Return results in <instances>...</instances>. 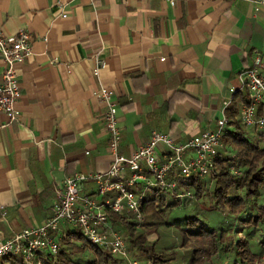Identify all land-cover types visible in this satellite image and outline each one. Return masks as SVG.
<instances>
[{"label": "crops", "instance_id": "0c3cea01", "mask_svg": "<svg viewBox=\"0 0 264 264\" xmlns=\"http://www.w3.org/2000/svg\"><path fill=\"white\" fill-rule=\"evenodd\" d=\"M0 26L27 31L33 48L17 66L20 119L0 112V242L42 226L66 178L109 170L101 88L114 92L129 157L153 130L186 143L223 116L242 120L241 73L264 60V0H0ZM4 69L0 56V84ZM81 196L116 194L90 181Z\"/></svg>", "mask_w": 264, "mask_h": 264}, {"label": "trees", "instance_id": "16d2710c", "mask_svg": "<svg viewBox=\"0 0 264 264\" xmlns=\"http://www.w3.org/2000/svg\"><path fill=\"white\" fill-rule=\"evenodd\" d=\"M167 180L174 188L142 185L144 222L108 210L110 229L125 232L143 264H264V131L228 121L209 174L184 178L174 170ZM60 238L58 254L42 264H128L78 229ZM0 264L26 263L11 255Z\"/></svg>", "mask_w": 264, "mask_h": 264}, {"label": "built area", "instance_id": "2783aa9c", "mask_svg": "<svg viewBox=\"0 0 264 264\" xmlns=\"http://www.w3.org/2000/svg\"><path fill=\"white\" fill-rule=\"evenodd\" d=\"M32 54V41L27 31L6 36L0 26V56L5 63L0 84V112L8 116L10 123L18 121L21 116L17 107L21 96L17 66ZM262 69L264 60L257 56L253 65L244 70L240 78L249 93L248 101L242 109V121L248 127L264 131V116L257 113L260 106L264 107ZM234 92L231 89V93ZM96 96L107 105L105 127L109 135L108 149L113 158L109 170L66 178L57 190V202L51 217L42 226L25 229L0 242V257L16 255L26 264H42L46 254L55 256L60 251L59 232L65 224L80 230L90 245L106 249L114 256L128 261V264H138L130 259L122 235L110 229L108 210L132 213L142 223L144 215L140 199L143 195H136L133 190L139 181H145L147 186L172 189L175 183L167 180L172 171L179 170L184 178H201L214 168L228 121L226 116L218 121L215 131L203 132L186 143L176 142L170 135L153 130L149 141L126 157L120 153L122 134L118 124V105L113 101L114 92L101 88ZM229 105L230 102H225V107ZM159 146L167 149L163 161L157 153ZM125 171L130 172L128 178L123 177ZM90 181L96 184L101 196L105 198L109 193H115V198H106L100 202L89 196H81L83 185Z\"/></svg>", "mask_w": 264, "mask_h": 264}, {"label": "rangeland", "instance_id": "374dc122", "mask_svg": "<svg viewBox=\"0 0 264 264\" xmlns=\"http://www.w3.org/2000/svg\"><path fill=\"white\" fill-rule=\"evenodd\" d=\"M145 222H146V219H145ZM121 232V235H122V237H123V239L126 241V244H127V247H128V250H129V255H130V258L132 259V260H135V261H137L138 262V264H143L142 263V259H140V257H141V255L139 254V255H136L135 253H134V251L131 249V246L129 245V243H128V237L126 236V234H125V232H123V231H120ZM150 240H155L156 239V236L154 235V234H152L151 236H150ZM138 253V252H137ZM126 263H128V261L126 262Z\"/></svg>", "mask_w": 264, "mask_h": 264}]
</instances>
